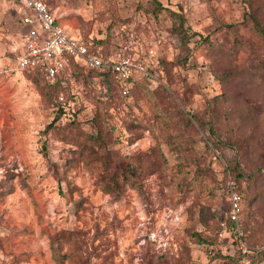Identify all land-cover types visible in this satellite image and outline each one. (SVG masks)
Here are the masks:
<instances>
[{
	"label": "rangeland",
	"instance_id": "374dc122",
	"mask_svg": "<svg viewBox=\"0 0 264 264\" xmlns=\"http://www.w3.org/2000/svg\"><path fill=\"white\" fill-rule=\"evenodd\" d=\"M43 1L73 37L119 43L133 32L155 40L154 61L173 64L163 70L167 93L140 83L110 102L96 79H75L60 114V91L45 99L33 73L14 69L8 43L22 26L17 5L0 0V264H264L256 253L264 250V43L250 28L249 0ZM251 2L264 20L263 0ZM200 35L223 46L210 49ZM188 113L204 128L187 123ZM73 118L85 133L101 130L95 155L61 139L80 131ZM210 121L223 140L244 138L241 155L212 146ZM234 158L255 179L251 201L245 181L240 193L234 183L241 236L227 218ZM180 161L202 166L181 188ZM130 168L141 190L120 177ZM110 175L113 194L102 189Z\"/></svg>",
	"mask_w": 264,
	"mask_h": 264
},
{
	"label": "built area",
	"instance_id": "2783aa9c",
	"mask_svg": "<svg viewBox=\"0 0 264 264\" xmlns=\"http://www.w3.org/2000/svg\"><path fill=\"white\" fill-rule=\"evenodd\" d=\"M8 1L16 3L22 26L8 43V48L13 54L15 70L35 69L46 80L58 82L62 87L67 86V79L72 78L75 69L96 70L100 74L99 78L108 70L118 81L121 93L125 96L128 95L131 85L129 79L134 74L147 76L150 87L160 82L159 72L153 70L158 63L153 58L156 47L154 39L139 38L133 32H126L124 38L109 54L91 53L85 38L69 35L43 0ZM101 89L105 94L106 87L102 85ZM226 186L228 217L235 226L236 235L241 236V196L234 190V181L229 177ZM239 241L244 251L250 250L241 239Z\"/></svg>",
	"mask_w": 264,
	"mask_h": 264
},
{
	"label": "trees",
	"instance_id": "16d2710c",
	"mask_svg": "<svg viewBox=\"0 0 264 264\" xmlns=\"http://www.w3.org/2000/svg\"><path fill=\"white\" fill-rule=\"evenodd\" d=\"M12 3L16 4L15 2H12ZM248 4H249L248 5L249 10L247 12V18L250 22V28L253 31V33L264 43V20L261 19V17H260V10L252 4L251 0L248 1ZM263 4H264V0H263ZM138 15H139V17H141L145 14L140 12V14L138 13ZM173 15L178 20L177 29H178L179 33L182 35H187L188 34V28L185 25L186 21H185L184 15L181 12H174ZM18 18H19V16H18ZM136 20H137V13L135 15L134 22ZM128 21H130V20H128ZM126 23H128V22H126ZM191 35H196V32H192ZM85 40L89 44V51L91 53H95V54L107 55V54H109V52L111 51L112 48H114L118 45L117 42H114L111 40V38H107V37L98 38V39L85 38ZM199 40L208 42L209 48L213 49V50L219 49L221 46H223V43H219V44L215 45L212 42H209L207 37H202L201 35H200ZM234 42L237 44L239 41L234 39ZM114 44H117V45H114ZM172 64H173L172 61L161 60V59L158 60L157 67L153 68V70L155 69L159 72L160 82L151 88H150V84H149V80H148L147 76L141 75V74H134L129 79L130 84H131L129 91L135 84L142 83V84H145V86L149 87L150 88L149 90L151 92L158 93L161 90H163L165 93H167V89L163 86V84H164L163 83V80H164L163 70H165L167 67H170ZM263 67H264V65H263ZM26 71L33 73L35 75L33 78V81L35 83H37L39 91H40L43 98L47 99L49 94L52 95V94H55V92L57 90H58V92L60 91L59 94L57 93V99H59L58 105H60V107H61L60 114H62L63 113L62 108L64 107V104L67 101L66 100L67 98L65 97V95L70 94V92H69L70 90L67 87L66 88L62 87L63 89L59 90L61 88V86H60L61 84H59L58 82H49L43 76H41L37 72V70H35V69H30V70H26ZM99 75L100 74L96 70H85L84 68H81L79 70L75 69L73 71L72 78H68L67 81H68V84H71L72 81H74L75 79L81 80L84 83L86 81H88L90 78H93L94 80L96 79L97 83L100 86L101 92H102V89H101L102 85H104L106 87V93L104 94V97H102V99H101L105 102L112 101L113 99H115V97L117 95L125 96L121 93L119 83L115 79L113 74H111L107 70V71L102 73L101 78H99ZM39 81H44L45 83H49V86H48L49 88L45 89L44 86H40ZM60 97H62V99H60ZM188 115H189V117H187V123H189V124L196 123L201 128H204V124L200 120L199 116H197L194 113H188ZM58 119H59V115H56L53 118V120L49 124H47L45 130H43V131H46L50 127H53ZM71 125L76 127V129L80 130L81 132L78 131V132H74L73 134L65 133V135H62L61 139L64 142L69 143L71 145V149L77 151L81 155H85V156L95 155L96 150H95L94 144L101 145L105 141V138H103L101 130L97 129V131L94 133H85V132H83V130L79 129L78 126L75 124L74 118L72 119ZM208 130L210 132V138L209 139H210V142L214 148L221 149V147L223 145H231L238 151V155L239 154L241 155L242 148H244V138L232 137L229 140H223L221 138V136L215 130L214 125L211 121L208 124ZM175 167H176V173H177L180 188L186 187V185L190 181L191 177L202 174L201 172H199L202 166L200 164H198L197 161H195V168H193V169L188 168L181 161L177 162ZM203 169H205V168H203ZM225 170H226L225 174L228 173L226 178L230 177L234 181V183L236 184L235 189L239 193L243 190V189H241L240 184L242 181H245V183H246V186H244L245 197L247 198V201L253 200L255 197H254V191H253L251 185L255 181L254 174L253 173H244L240 167L239 161L236 158L233 159V161L229 164V166L226 167ZM191 173H194L196 175L191 176L190 175ZM120 177L122 178V180L125 183L130 184L131 187H133L137 190H141L140 184L136 182L135 172L132 170V168H130L127 171L121 170V176ZM116 183H117L116 176L110 175V177L107 179V182L102 183L103 191L113 194L112 191H113V189L116 188ZM227 218H228L229 224L230 225H231V223L233 224V222H231L229 220L228 214H227ZM194 236H195L196 240H198L200 242L210 243L209 238L199 231L194 232ZM256 253H257V255H259L261 257V259H264V250L257 251Z\"/></svg>",
	"mask_w": 264,
	"mask_h": 264
}]
</instances>
